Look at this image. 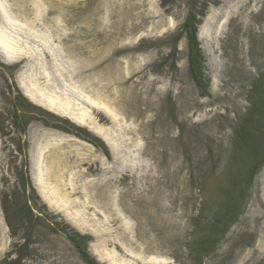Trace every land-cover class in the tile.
I'll list each match as a JSON object with an SVG mask.
<instances>
[{"label":"rangeland","instance_id":"374dc122","mask_svg":"<svg viewBox=\"0 0 264 264\" xmlns=\"http://www.w3.org/2000/svg\"><path fill=\"white\" fill-rule=\"evenodd\" d=\"M0 50V264H264V0H0Z\"/></svg>","mask_w":264,"mask_h":264},{"label":"bare ground","instance_id":"6f19581e","mask_svg":"<svg viewBox=\"0 0 264 264\" xmlns=\"http://www.w3.org/2000/svg\"><path fill=\"white\" fill-rule=\"evenodd\" d=\"M0 58L4 61V62H9V60H10V58L8 59V57L6 58V56H4V52L3 51H1L0 50ZM25 95H26V97L30 100V101H32L33 103H35V104H37V105H39V106H41V107H43V108H46L47 110H49V111H51V112H53V113H56V114H59V115H62V116H65V117H68V118H70L71 120H73L74 122H76V123H80V124H83V125H86V126H88L95 134H97V135H99L100 137H102V138H104V140L106 141V143H108V145L111 147L112 145L110 144V141L108 140V138H107V134L106 133H103V130H102V128H100L97 124H95L94 122H92V120L89 118V117H87V115H85V117L83 116L82 118H81V120H79L78 118H76V119H78L79 120V122H77V120H75L71 115H69V114H71V113H69V112H64V111H62V113H68V114H60V112L59 111H61V110H56V108L54 107V105L50 102V101H45L44 99L42 100H39V101H37V100H35V98L33 97V96H31V95H29V94H27V93H25ZM31 96V97H30ZM33 97V98H32ZM84 105H89V102H87V101H85L84 102V100H83V102H82ZM83 115H84V112L82 113ZM106 115L109 117V118H114L116 115L113 113V112H109V111H106ZM54 135V136H53ZM43 137L45 138V144H47L46 145V147L44 148V149H46V148H49L50 150H51V152H53V154H54V156L56 157V159L58 158L59 159V161H60V159H61V161L62 162H64L65 161V159L63 158L62 159V155H60V153L58 152V151H55V150H59V148L62 146V145H60V142H71V141H77L76 139H70V138H68V137H63V138H61L60 136H55V134H50V133H44L43 134ZM55 141H56V143H55ZM36 145V144H35ZM37 148L38 147H34V148H32L31 149V161L33 162L32 163V168L34 169V170H38V171H40L39 169H40V167H39V164H38V151L39 150H37ZM111 150H113V147L111 148ZM58 153V154H57ZM51 159H52V157H51ZM55 160V159H54ZM53 159H52V166L53 165H55L54 167L57 169V162H56V160L54 161ZM50 162V161H49ZM56 162V163H55ZM39 168V169H38ZM32 169V170H33ZM85 189H86V187H85ZM42 194H44L43 192H42Z\"/></svg>","mask_w":264,"mask_h":264},{"label":"trees","instance_id":"16d2710c","mask_svg":"<svg viewBox=\"0 0 264 264\" xmlns=\"http://www.w3.org/2000/svg\"><path fill=\"white\" fill-rule=\"evenodd\" d=\"M196 17L194 16V14H190L189 17L187 18L186 24L184 25V31H188L190 32V30H192L195 27V24L198 23V21H196L195 19ZM195 31V30H194ZM190 42L192 43V52L195 50V56L198 57V59L201 57L200 52L198 50V43L197 40L195 38V36H193L192 38H190ZM0 66L2 68L7 67L6 65H4L2 62L0 63ZM18 104V101L16 102ZM67 123V122H66ZM1 130V129H0Z\"/></svg>","mask_w":264,"mask_h":264}]
</instances>
